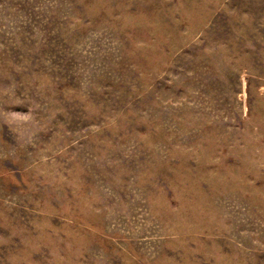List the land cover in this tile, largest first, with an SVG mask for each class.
I'll use <instances>...</instances> for the list:
<instances>
[{
	"label": "rangeland",
	"instance_id": "1",
	"mask_svg": "<svg viewBox=\"0 0 264 264\" xmlns=\"http://www.w3.org/2000/svg\"><path fill=\"white\" fill-rule=\"evenodd\" d=\"M0 264H264V0H0Z\"/></svg>",
	"mask_w": 264,
	"mask_h": 264
}]
</instances>
